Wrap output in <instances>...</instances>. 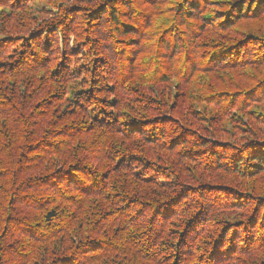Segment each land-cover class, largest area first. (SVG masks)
<instances>
[{"label": "trees", "instance_id": "trees-1", "mask_svg": "<svg viewBox=\"0 0 264 264\" xmlns=\"http://www.w3.org/2000/svg\"><path fill=\"white\" fill-rule=\"evenodd\" d=\"M0 264H264V0H0Z\"/></svg>", "mask_w": 264, "mask_h": 264}]
</instances>
